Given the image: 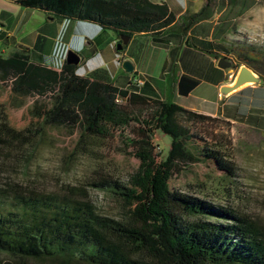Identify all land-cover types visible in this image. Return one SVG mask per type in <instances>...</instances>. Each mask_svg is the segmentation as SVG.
Returning a JSON list of instances; mask_svg holds the SVG:
<instances>
[{
    "label": "trees",
    "instance_id": "1",
    "mask_svg": "<svg viewBox=\"0 0 264 264\" xmlns=\"http://www.w3.org/2000/svg\"><path fill=\"white\" fill-rule=\"evenodd\" d=\"M13 2L95 23L114 31L117 40L121 34L130 38L153 33L175 20L164 1ZM202 16L200 10L184 26ZM237 59L264 75L255 57L239 54ZM75 69L64 60L59 69L33 62L26 47L0 53V81L8 82L14 98L34 97L30 112L43 125L77 128L78 140L118 131L137 165L127 184L104 179L94 185L120 200L122 212L118 217L101 215L86 195L71 190L44 192L7 182L0 185V264H264V231L253 219L225 205L167 191V181L184 165L211 161L219 169L227 168L216 145L192 125L228 121L79 75ZM115 94L126 97L125 102L116 104ZM156 129L170 137L160 160L153 152ZM36 130L14 129L0 115V152L11 154L31 145Z\"/></svg>",
    "mask_w": 264,
    "mask_h": 264
},
{
    "label": "rangeland",
    "instance_id": "2",
    "mask_svg": "<svg viewBox=\"0 0 264 264\" xmlns=\"http://www.w3.org/2000/svg\"><path fill=\"white\" fill-rule=\"evenodd\" d=\"M0 1L8 16L14 21L18 19L15 35L22 29L21 21L31 16L23 33L29 44V59L48 67L60 66L65 52L72 50L79 55L77 74L128 87L126 78L129 73L122 71L120 61L131 56L137 62V58L142 56L143 64L147 52L150 54L154 49L148 38L134 36L123 50L116 51L117 38L111 29ZM168 1L176 6L184 3V0ZM197 1L205 4V0H187L189 12L194 10ZM211 2L208 1V7L204 6L203 16L208 15ZM214 6L220 10L219 23L232 24L235 20L238 23L236 34L232 33L234 24L231 25L229 34L236 39L228 40L231 45H227L234 55L230 59L236 67L244 63L237 59L241 54L255 57L257 65L264 68V0H215ZM85 41L90 44L85 45ZM15 42L20 44L17 40ZM141 51L145 54L140 55ZM162 63V55L159 54L150 69L155 80L165 78L158 68ZM149 65L150 62H146V66ZM130 87L139 89L142 83H132ZM33 99L12 97L8 82L0 81V115L14 129H37L31 145L15 148L11 154L0 152V185L17 182L44 192L67 193L71 190L72 193L86 195L99 214L118 217L122 212L120 200L94 185L104 179L127 184L137 165V158L126 153L129 148L124 149L118 131L110 129L106 136L84 135L78 140L80 130L77 128L43 125L30 112ZM228 103L231 107L236 105L237 116L244 125L221 121L208 127L199 123L192 125L193 131L211 145H216L227 168L219 169L211 161L184 165L167 181V191H180L216 205L234 208L253 219L264 231V131L258 130H264V86H257L255 90L244 87L240 92L230 94ZM244 116L246 120L242 119ZM152 143L155 159H163L170 137L156 129ZM31 264L56 263L32 261Z\"/></svg>",
    "mask_w": 264,
    "mask_h": 264
},
{
    "label": "crops",
    "instance_id": "3",
    "mask_svg": "<svg viewBox=\"0 0 264 264\" xmlns=\"http://www.w3.org/2000/svg\"><path fill=\"white\" fill-rule=\"evenodd\" d=\"M5 1L15 4L13 0ZM151 1H164L168 8L174 12L175 20L166 28L159 29L153 33L134 34L129 38L131 41L134 36L146 37L154 49L150 50V54L147 52L143 64L142 56L137 58V62L131 56L126 57L133 65V70L126 78L129 85L128 87L112 84L160 100L169 99L175 104L197 113L217 116L229 123L244 125L242 122L243 120L237 116L239 114L236 105L234 104V107H231V103H228V98L230 94L238 91L240 92L244 87L255 90L257 86H264V83L260 85H246L224 97H220L218 89L222 84H227L231 81L233 71L226 73L215 65L216 58L220 55L226 56L227 58L234 57L227 45H231L228 40L236 39V37H232L229 34L232 24H234L232 33L236 34L238 31L239 27L236 20L232 24L219 23L218 17L220 10L216 9L214 6L215 0H211V11L209 10L208 15L202 16V18L195 20L185 27V22L200 10L203 15L205 12L203 1H200V3L197 1L194 10L190 12L187 6V0H184V3L180 6H176L173 2H169L168 0ZM206 7H208V5ZM10 9H12V7ZM30 14L32 15L34 13L31 12ZM252 15L253 14L250 16ZM9 17L7 12L3 9V3L0 1V45H2L0 52H2L3 55H7L15 49V46L16 48L26 47L29 50V44L24 39L25 36L23 33L31 16L21 21L22 29L19 30L18 35L14 34L18 19L14 21L12 17ZM250 21L254 24L252 17H250ZM16 40L19 41L20 44H15ZM141 54H145V51H141L140 55ZM159 54L162 55L163 63L158 68L161 70L162 74L165 75V78L163 77L155 80L156 78L150 74V69L153 68V64L156 63V56ZM148 61L152 66H146V62ZM59 67L60 66L51 68L59 69ZM229 74H231V76H229ZM132 77L142 78V87L139 89L130 87L132 86L130 82ZM262 77L264 79V75ZM238 118L240 119L239 121H237ZM242 119L246 120L247 117L244 116ZM258 130L264 131L262 129Z\"/></svg>",
    "mask_w": 264,
    "mask_h": 264
},
{
    "label": "water",
    "instance_id": "4",
    "mask_svg": "<svg viewBox=\"0 0 264 264\" xmlns=\"http://www.w3.org/2000/svg\"><path fill=\"white\" fill-rule=\"evenodd\" d=\"M129 41V36L121 34L118 40L115 42L114 49L116 51H121ZM89 41H85V45H89ZM65 64L77 65L79 62V55L72 50H67L64 55ZM215 65L225 71L230 73L233 70L231 81L227 84H222L218 89V94L220 97H224L227 94L243 87L246 85H260L264 82L263 77H261L256 71L245 63L239 64L237 67L233 64L230 58L220 55L216 58ZM120 68L125 73H130L133 70V65L128 59H122L120 61Z\"/></svg>",
    "mask_w": 264,
    "mask_h": 264
},
{
    "label": "built area",
    "instance_id": "5",
    "mask_svg": "<svg viewBox=\"0 0 264 264\" xmlns=\"http://www.w3.org/2000/svg\"><path fill=\"white\" fill-rule=\"evenodd\" d=\"M229 76H231V74H229ZM130 82L131 83H134V84H141L143 82V79L140 78V77H132L130 79ZM126 100V97H123V96H120L118 94H115L114 98H113V101L116 103V104H122L124 103Z\"/></svg>",
    "mask_w": 264,
    "mask_h": 264
},
{
    "label": "flooded vegetation",
    "instance_id": "6",
    "mask_svg": "<svg viewBox=\"0 0 264 264\" xmlns=\"http://www.w3.org/2000/svg\"><path fill=\"white\" fill-rule=\"evenodd\" d=\"M233 62V61H232ZM236 66V63H233Z\"/></svg>",
    "mask_w": 264,
    "mask_h": 264
}]
</instances>
